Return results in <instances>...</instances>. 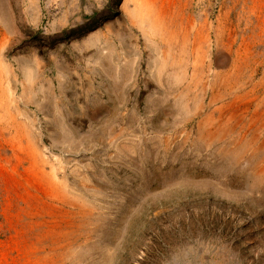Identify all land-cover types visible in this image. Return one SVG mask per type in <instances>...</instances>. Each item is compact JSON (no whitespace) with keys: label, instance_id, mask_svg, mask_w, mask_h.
Masks as SVG:
<instances>
[{"label":"rangeland","instance_id":"374dc122","mask_svg":"<svg viewBox=\"0 0 264 264\" xmlns=\"http://www.w3.org/2000/svg\"><path fill=\"white\" fill-rule=\"evenodd\" d=\"M0 264H264V0H0Z\"/></svg>","mask_w":264,"mask_h":264},{"label":"bare ground","instance_id":"6f19581e","mask_svg":"<svg viewBox=\"0 0 264 264\" xmlns=\"http://www.w3.org/2000/svg\"><path fill=\"white\" fill-rule=\"evenodd\" d=\"M32 2H34V0H32ZM151 3V5L148 3H146L145 5L147 6V8H148V12H146L145 11V17H147L148 19L147 20H150V21H152L153 22V26H154V31H156V33L157 32H160L161 31V29L162 30H170L169 28H168V26H164V25H162V17H163V12L162 11H160V10H158L157 9V6L156 5H154V3H152V2H150ZM150 5V6H149ZM134 12H136V10H134ZM151 17L153 18V19H151ZM170 32V31H169ZM171 35L173 34V32H171L170 33ZM218 39H220V38H218ZM208 80V79H207ZM60 164V163H59Z\"/></svg>","mask_w":264,"mask_h":264}]
</instances>
